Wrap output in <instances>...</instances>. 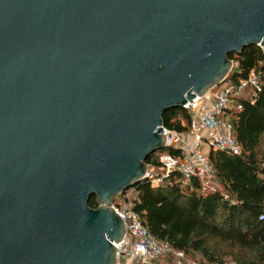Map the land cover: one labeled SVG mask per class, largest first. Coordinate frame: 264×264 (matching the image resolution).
<instances>
[{
  "label": "water",
  "instance_id": "1",
  "mask_svg": "<svg viewBox=\"0 0 264 264\" xmlns=\"http://www.w3.org/2000/svg\"><path fill=\"white\" fill-rule=\"evenodd\" d=\"M252 45L264 0H0V264H116L162 114Z\"/></svg>",
  "mask_w": 264,
  "mask_h": 264
},
{
  "label": "trees",
  "instance_id": "2",
  "mask_svg": "<svg viewBox=\"0 0 264 264\" xmlns=\"http://www.w3.org/2000/svg\"><path fill=\"white\" fill-rule=\"evenodd\" d=\"M228 57L234 65L225 80L237 82L264 59L252 45ZM190 114L172 108L162 114L163 125L174 131L187 128ZM233 132L241 153L210 152L215 177L222 190L202 192L198 180L184 181L179 173L157 187L146 181L138 191L134 210L156 238L186 254L197 253L207 262H217L213 241L237 248L238 264H264V79L254 101H244L233 120ZM158 151L146 158L157 164ZM96 207L95 197L88 200ZM162 264V263H155Z\"/></svg>",
  "mask_w": 264,
  "mask_h": 264
},
{
  "label": "built area",
  "instance_id": "3",
  "mask_svg": "<svg viewBox=\"0 0 264 264\" xmlns=\"http://www.w3.org/2000/svg\"><path fill=\"white\" fill-rule=\"evenodd\" d=\"M258 47L264 55V46ZM263 79L264 59L251 68L246 77L237 82L224 80L205 95L188 102L184 107L190 114L187 128L174 131L163 126L166 147L158 151L157 164H147L144 181L157 187L177 172L184 181L198 180L202 192L217 190L213 184L216 177L210 152L241 153V145L233 132V120L244 101L252 102L257 97ZM117 195L112 206L124 221L125 235L115 244L116 264H151L152 260L168 255L173 259L172 264H202L189 260L184 251L172 248L149 232L134 210L138 195L135 186Z\"/></svg>",
  "mask_w": 264,
  "mask_h": 264
},
{
  "label": "rangeland",
  "instance_id": "4",
  "mask_svg": "<svg viewBox=\"0 0 264 264\" xmlns=\"http://www.w3.org/2000/svg\"><path fill=\"white\" fill-rule=\"evenodd\" d=\"M213 184L215 185L216 188L222 190V187L216 182V180L213 182ZM207 190L208 189H206L204 192H206ZM119 195L120 194H118L117 197ZM212 243L217 252V260H218L217 262H212V263L207 262L203 260V258L197 253L187 254L188 259L202 264H238L235 260V257L239 255L237 248H233L229 244L218 242L217 240H214ZM156 263L172 264L173 259L170 255H168L162 259L157 260Z\"/></svg>",
  "mask_w": 264,
  "mask_h": 264
}]
</instances>
